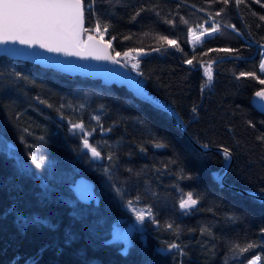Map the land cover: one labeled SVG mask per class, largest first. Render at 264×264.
I'll return each mask as SVG.
<instances>
[{
	"label": "trees",
	"instance_id": "obj_1",
	"mask_svg": "<svg viewBox=\"0 0 264 264\" xmlns=\"http://www.w3.org/2000/svg\"><path fill=\"white\" fill-rule=\"evenodd\" d=\"M83 2L81 39L108 25L101 36L113 53L180 112L188 134L232 152L226 181L264 195V113L251 102L264 87L256 49L264 45V0H92L91 12L89 0ZM210 15L219 31L192 46L190 28ZM210 59L216 60L211 81L201 66ZM0 78L31 98L15 110L17 129L0 130V264H240L256 254L264 264V199L220 182L228 162L223 152L195 146L169 112L124 85L3 53ZM46 87L61 99L59 110L39 98ZM86 131L100 139L122 200L152 210L146 242L139 234L124 250L113 239L125 210L79 159ZM48 162L92 177L100 200L86 203L68 180L48 178ZM188 193L197 204L181 208ZM235 245L254 247L239 252Z\"/></svg>",
	"mask_w": 264,
	"mask_h": 264
},
{
	"label": "water",
	"instance_id": "obj_2",
	"mask_svg": "<svg viewBox=\"0 0 264 264\" xmlns=\"http://www.w3.org/2000/svg\"><path fill=\"white\" fill-rule=\"evenodd\" d=\"M84 23L85 18L83 16L82 24L74 31H70L59 38H48L43 41L47 43L49 47L60 46L65 49L64 51H50L49 47H42L40 43L21 44L19 40H8L6 42H0V53L11 58L32 61L44 68H52L59 72L80 74L91 79H100L105 84L115 83L117 85H124L137 97L169 112L176 119L177 124L182 130L188 134L184 119L180 112L164 99H157L150 93L149 90L144 87L143 81L139 80V73L134 72L132 68L127 66L122 58L114 54L111 46H109L110 44L104 38L92 34L86 37L83 43L80 42ZM90 36L92 40H89ZM261 46L262 44H257V53L260 51ZM259 91H264V87L254 92L251 102L255 108L264 113V98L255 95ZM189 137L195 146L200 149L217 150L221 152L225 149L222 146L204 145L196 141L192 136L189 135ZM229 153L230 156L225 170L217 176V179L228 186L252 194L258 199H264V195L262 194L226 181V175L234 160L230 150ZM70 186L74 193L86 203L92 201L98 202L101 198L100 194L97 192L96 182L92 177L80 175L74 182L70 183ZM192 198L195 199L194 197ZM141 238L146 242L145 234H142Z\"/></svg>",
	"mask_w": 264,
	"mask_h": 264
},
{
	"label": "rangeland",
	"instance_id": "obj_3",
	"mask_svg": "<svg viewBox=\"0 0 264 264\" xmlns=\"http://www.w3.org/2000/svg\"><path fill=\"white\" fill-rule=\"evenodd\" d=\"M219 21L209 17L205 19L201 24H197L190 28L189 32V41L192 46H197L203 42V40L207 37H210L219 31ZM213 28H218L217 31L213 32ZM204 33V35H201ZM199 37V39H196ZM80 42L83 43L84 39L80 38ZM261 59L259 63V71L261 63H264V46L260 49ZM214 60H206L201 64L202 69L205 74V68L211 65V72L214 69ZM214 73V72H213ZM262 74V72L260 71ZM206 76V75H205ZM207 78V76H206ZM208 79V78H207ZM39 98L46 102L48 106H54L59 110L58 102L61 99H58L56 95V91L52 87H46L45 89H39ZM86 93L88 91L84 90ZM31 101L30 96L26 91H24L17 82L14 81H6L0 78V130L7 131L9 128L17 129L16 123L14 121L15 110L19 106H25L28 102ZM90 142L91 147L96 149H100L101 141L99 138H94L93 133L86 131L81 138L79 159L80 161L85 163V166L95 172L97 178L99 179L100 185H102L104 190V195L108 197V199H112L114 196L118 197L121 201L122 206L125 210L124 215L120 216L115 223L113 230V239L118 240L123 243L124 250H127L129 245L136 241L137 236L139 234H145L146 238H148V232L150 229V224L154 220V214L149 207L143 206L134 202L132 200L123 201L120 196V180L117 177L116 172L110 168L103 156H99L98 159L93 157L91 149H87L83 146L84 139ZM74 149L78 147L77 143H72ZM48 162L47 169V177L52 178L54 180H68L69 182H74L76 177H74L68 170H62L58 165L53 167ZM99 192V190H98ZM131 202V204L129 203ZM137 211H145V220L138 221L136 218ZM150 212V215L147 214ZM157 223V222H156ZM167 250V249H165ZM240 264H260V254H256L252 256L249 260Z\"/></svg>",
	"mask_w": 264,
	"mask_h": 264
},
{
	"label": "snow or ice",
	"instance_id": "obj_4",
	"mask_svg": "<svg viewBox=\"0 0 264 264\" xmlns=\"http://www.w3.org/2000/svg\"><path fill=\"white\" fill-rule=\"evenodd\" d=\"M238 4L241 0H235ZM259 3V0H257ZM223 3L228 4L229 0H223ZM89 12L92 8V0L88 3ZM84 7L83 0H0V42L8 40H19L21 44L40 43L42 47H49L43 41L48 38H59L66 35L70 31H74L83 22ZM264 19V17H261ZM99 27V24H97ZM234 27V26H233ZM104 30H108V25L104 26ZM218 28H213L212 31H217ZM204 35V33H201ZM199 39V37H196ZM92 40V37H89ZM169 45H174V41H167ZM110 46V45H109ZM50 51H64L65 49L56 46L49 47ZM159 51L160 49H155ZM223 51H232L231 49H223ZM79 54V53H77ZM127 55V53H125ZM187 63L192 64L189 60ZM135 66V65H134ZM260 71L264 74V63L260 65ZM205 75L208 80L212 79L211 65L205 68ZM245 75V74H241ZM254 75V74H248ZM264 84V80L260 81ZM257 97L264 98V91H259L255 94ZM195 110V109H194ZM98 119V118H97ZM73 128L83 129L82 124H73ZM264 140V137L260 138ZM164 145L157 144L156 147ZM84 147L90 148L93 157H99L100 153L96 148L91 147L87 138L84 139ZM225 159L230 156L229 150H223ZM39 166V165H37ZM131 204V202H129ZM197 204V200L192 198V194H187V199L180 204L181 208H190ZM150 215V212L147 213ZM145 211H137L136 218L138 221L145 220ZM170 227V226H169ZM170 248H176L178 245H169ZM239 252L249 250L254 245H247L245 248H240L239 245L234 246Z\"/></svg>",
	"mask_w": 264,
	"mask_h": 264
}]
</instances>
